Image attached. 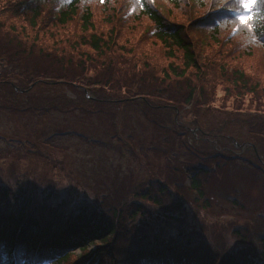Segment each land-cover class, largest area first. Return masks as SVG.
Here are the masks:
<instances>
[{
	"label": "rangeland",
	"instance_id": "obj_1",
	"mask_svg": "<svg viewBox=\"0 0 264 264\" xmlns=\"http://www.w3.org/2000/svg\"><path fill=\"white\" fill-rule=\"evenodd\" d=\"M70 1L61 0L62 5ZM152 1L172 22L192 25L189 11L171 13L168 0ZM238 5L232 28H249L238 20L246 14ZM16 19L22 18L4 23L21 28ZM96 22L107 30L111 21L97 16ZM132 22L119 33L125 46L120 53L85 68H78L77 60L68 65L56 53L22 48L5 32L9 25L0 32V189L11 190L16 206L51 197L56 203L84 200L108 214L120 207L127 212L132 201L149 192L213 246L262 250L264 52L252 48L247 57L242 49L224 60L222 69L218 64L204 92L196 87L188 103L186 84L160 80L169 60L145 35L151 23L145 20L129 31ZM51 30L56 44L82 34L73 24ZM192 37L207 58L218 60L236 49L226 43L228 37L216 40L211 31H194ZM39 40L51 46L48 36ZM54 70L60 77L51 80L47 74ZM238 71L251 80L245 87L236 83ZM42 73L47 77L36 80ZM256 82L261 83L257 89ZM192 175L201 184V197Z\"/></svg>",
	"mask_w": 264,
	"mask_h": 264
},
{
	"label": "trees",
	"instance_id": "obj_2",
	"mask_svg": "<svg viewBox=\"0 0 264 264\" xmlns=\"http://www.w3.org/2000/svg\"><path fill=\"white\" fill-rule=\"evenodd\" d=\"M92 3L100 7L95 9ZM168 3L171 13L192 14L188 16L193 17L189 29L169 20L170 14L161 12L152 0H71L66 5L61 0H0V16L1 11L7 14L5 21L0 20V32L7 28L9 24L4 22L10 17L22 18L16 19L23 23L21 28H15L11 22L5 31L11 39L18 38L22 48L56 53L68 65L77 60L78 68H85L87 63L93 66V60L103 57L108 60L111 54L120 53L125 46L119 33L129 21H133L129 30L133 31V27L147 20L151 27H145V35L158 42L156 46L161 47L169 60L160 80L166 85L186 84L188 103L194 101L196 87L201 85L204 92L206 78L212 76L210 71L216 70L218 64L222 69L223 61L242 49L247 57L252 48L264 52V0H259L253 9L251 27L239 25L238 30L232 28L237 23L232 13L240 10L239 1L168 0ZM97 16L111 21L107 30L97 28ZM71 24L80 27L82 34L78 40L65 39L56 44L59 41L51 29ZM24 27L31 35L27 32L25 35ZM192 30L211 31L216 40L228 37L226 43L236 49L218 60L207 58L201 42L192 37ZM44 36L52 41L50 47L39 40ZM124 42L128 43L127 38ZM69 53L83 57L74 58ZM237 74L238 86L244 82L241 85L245 87L251 81L244 72ZM42 75L36 80L47 77ZM47 75L51 80L60 77L59 70ZM260 84L253 85L257 89ZM196 180L193 175V190L201 197V184ZM10 191L7 187L0 189V264H264V247L262 250L254 246L225 250L215 247L202 234L183 225L180 216L161 208V199L149 192L132 201L128 213L120 207L108 214L97 212L95 204L74 199L56 203L51 197L37 196L42 204L31 198L16 206L13 202L17 199Z\"/></svg>",
	"mask_w": 264,
	"mask_h": 264
},
{
	"label": "snow or ice",
	"instance_id": "obj_3",
	"mask_svg": "<svg viewBox=\"0 0 264 264\" xmlns=\"http://www.w3.org/2000/svg\"><path fill=\"white\" fill-rule=\"evenodd\" d=\"M258 2L259 0H239L240 6L246 13L238 16V20L241 24L251 27L250 21L254 19L253 9L257 6Z\"/></svg>",
	"mask_w": 264,
	"mask_h": 264
}]
</instances>
